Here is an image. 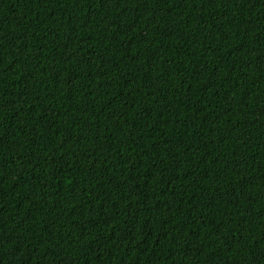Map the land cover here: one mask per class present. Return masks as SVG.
<instances>
[{
    "label": "trees",
    "instance_id": "1",
    "mask_svg": "<svg viewBox=\"0 0 264 264\" xmlns=\"http://www.w3.org/2000/svg\"><path fill=\"white\" fill-rule=\"evenodd\" d=\"M0 264H264V0H0Z\"/></svg>",
    "mask_w": 264,
    "mask_h": 264
}]
</instances>
